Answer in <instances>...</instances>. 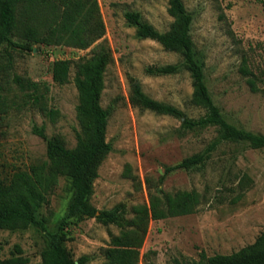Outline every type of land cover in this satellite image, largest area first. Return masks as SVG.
Segmentation results:
<instances>
[{"label": "rangeland", "instance_id": "374dc122", "mask_svg": "<svg viewBox=\"0 0 264 264\" xmlns=\"http://www.w3.org/2000/svg\"><path fill=\"white\" fill-rule=\"evenodd\" d=\"M183 2L193 17L192 39L204 59L215 104L228 122L264 135V0ZM98 4L105 34L94 44H31L30 51L11 50L16 73L50 85L49 103L58 116L52 121L36 110H27L0 120L2 176L8 178L47 159L46 141L33 132L34 126L44 127L48 137H60L68 148L75 146L80 125L74 68L69 82L58 85L52 80V63L56 58L88 56L95 44L104 42L112 60L104 73L100 103L112 107L106 129L112 150L98 168L92 205L101 210L123 202L130 218L132 207L147 204L149 193L158 189L200 194L195 212L150 221L137 264H196L202 252L207 256L229 254L252 243L264 229V147L221 141L201 169H176L163 176L166 166L202 151L217 137L214 127L180 136L181 119L141 109L129 101V77L133 76L153 99L172 104L192 118L204 114L203 108L191 102L193 87L187 71L146 73L148 66L180 62L181 56L152 39L138 38L125 19L126 11H138L157 30L167 31L173 21L168 0H98ZM71 194L67 179L60 177L40 208L49 228L64 215ZM68 230L67 247L75 258L87 255L86 264H102L111 235L121 231L85 216L72 218ZM15 244L29 257V264L40 263L43 232L33 227L0 230L1 257L9 256Z\"/></svg>", "mask_w": 264, "mask_h": 264}, {"label": "trees", "instance_id": "16d2710c", "mask_svg": "<svg viewBox=\"0 0 264 264\" xmlns=\"http://www.w3.org/2000/svg\"><path fill=\"white\" fill-rule=\"evenodd\" d=\"M168 13L173 21L167 31L157 30L143 20L138 11H126L125 19L135 28L138 38L152 39L166 51L181 56L180 62L148 66L146 73L172 75L187 71L193 87L191 102L203 108L204 114L192 118L172 104L153 99L133 76L129 77V101L141 109L181 119L177 129L180 136L214 127L217 137L202 151L183 158L176 165L166 166L163 176L176 169H201L221 141L246 143L252 148L264 147V135L228 122L215 104L206 81L204 59L192 39L193 17L183 0H168ZM104 34L98 0H0V120H5L11 113L27 110H36L52 121L58 116V110L49 103L50 85L16 73L11 50L30 51L31 44L90 45ZM111 60L110 47L100 42L88 56L53 61L52 80L58 85L69 82L70 71L74 68L73 81L78 93L76 116L80 125L76 144L68 148L60 137H48L44 127L34 126L33 132L46 141L47 159L32 165L29 170L16 171L8 178L0 172V230L33 227L43 232L45 245L40 251L39 264L88 262L87 255L75 258L66 244L71 238L70 220L84 216L94 217L104 225L113 224L121 230L118 235H111L102 264H137L151 220L191 214L201 202V196L195 190L170 193L158 189L149 193L147 204L132 207L130 218L123 202L101 210L90 202L98 168L112 150L111 142L106 139L112 107L104 108L100 103L104 73ZM249 82L252 84L251 80ZM60 177L67 179L72 194L64 215L54 228H49L46 219L40 216V208L48 202ZM29 261L19 244L13 246L9 256H0V264H29ZM196 264H264V229L252 243L232 253L211 256L200 253Z\"/></svg>", "mask_w": 264, "mask_h": 264}, {"label": "water", "instance_id": "95a60500", "mask_svg": "<svg viewBox=\"0 0 264 264\" xmlns=\"http://www.w3.org/2000/svg\"><path fill=\"white\" fill-rule=\"evenodd\" d=\"M76 264H78V262L76 261Z\"/></svg>", "mask_w": 264, "mask_h": 264}]
</instances>
